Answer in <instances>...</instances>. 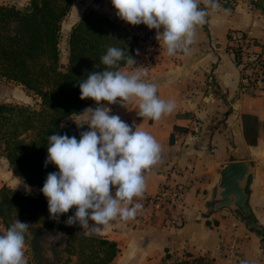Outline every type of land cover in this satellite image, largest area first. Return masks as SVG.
<instances>
[{
  "label": "crops",
  "instance_id": "crops-1",
  "mask_svg": "<svg viewBox=\"0 0 264 264\" xmlns=\"http://www.w3.org/2000/svg\"><path fill=\"white\" fill-rule=\"evenodd\" d=\"M219 3L218 10L208 7L206 23L197 26L189 50L172 56L167 54L162 41L159 43L156 39V29L144 24L131 25L120 19L111 0L98 3L100 11L138 36L135 64H127L122 71H146L144 79L157 85L158 96L175 103L172 113L153 121L138 116V100H130L125 105L100 102L110 109V115H118L134 130L150 133L161 145L158 163L144 173V196L134 198L133 202L139 203L157 193L163 179L170 186L185 189L179 221L174 225L165 214L157 213L145 223L136 217L128 221L116 218L91 234L117 243L119 252L111 264H160L167 252L170 254L167 261L189 253L212 256L216 264L245 261L264 264V243L247 229L241 214L234 208L212 209L217 200L220 168L230 161H247L253 168L246 185L247 205L264 231V92L238 91L239 71L227 50L230 34L239 31L252 35L257 49L264 55V9L257 5L258 0H231L230 5ZM0 4L21 7L27 0H0ZM200 4L203 8L204 0ZM66 52L61 55V65L66 64ZM5 83L0 82L1 88L6 89H0V94H4L0 102L38 105L39 99L32 92L17 83L8 90V82ZM97 106L96 102L91 103L68 119L73 123H87L89 117L82 113L86 108ZM0 176V187L6 185L26 194L34 192L32 186L13 174L3 157H0ZM114 192L115 188L113 195ZM93 223L89 221L90 226ZM81 229L86 231L82 226ZM0 230L4 234L1 224ZM50 233L65 239L62 233ZM144 236L148 241L142 245Z\"/></svg>",
  "mask_w": 264,
  "mask_h": 264
},
{
  "label": "trees",
  "instance_id": "trees-1",
  "mask_svg": "<svg viewBox=\"0 0 264 264\" xmlns=\"http://www.w3.org/2000/svg\"><path fill=\"white\" fill-rule=\"evenodd\" d=\"M73 1L27 0L22 7L0 4V82L20 84L39 99L38 107L0 102V157L7 160L16 177L34 188L32 194H26L2 185L0 222L5 231L17 219L29 223L25 240L37 260L43 235L57 231L66 238L60 253H55L57 264H111L119 252L117 243L85 235L78 223L67 225L75 206L59 219L50 218L47 198L40 191L47 174L58 172L54 164L45 165L47 137L67 134L79 140L80 133L89 130L86 123H78L85 124L78 127L68 119L95 102L80 98L79 83L89 73L104 70L101 57L109 47L126 49L125 58L137 56L138 36L100 11L97 3L71 27L67 62L62 67L61 25ZM257 5L264 9V0ZM119 63L120 70L127 65L126 59ZM169 257L167 252L160 264H216L212 256L187 253L167 261Z\"/></svg>",
  "mask_w": 264,
  "mask_h": 264
},
{
  "label": "clouds",
  "instance_id": "clouds-1",
  "mask_svg": "<svg viewBox=\"0 0 264 264\" xmlns=\"http://www.w3.org/2000/svg\"><path fill=\"white\" fill-rule=\"evenodd\" d=\"M111 3L120 19L156 29V39L162 41L169 56L186 53L194 42L197 26L206 23L208 7L214 11L221 7L219 0H204L203 8L200 0H111ZM126 51L109 47L101 57L104 70L89 73L79 83L80 98H91L98 105L82 113L89 117L86 125L90 130L81 132L79 140L67 134L47 137L45 165L52 163L58 168V172L47 174L40 189L47 198L50 218L59 219L75 206V213L65 223L69 226L78 223L86 230L85 235L99 232L116 218L123 221L135 218L143 206L134 203V198H143L144 173L158 163L161 153L155 137L134 130L118 115H110V109L100 102L125 105L138 100V116L153 121L175 108L174 101L158 96L156 84L144 79L146 71L120 70L122 60L135 64L129 54L125 58ZM89 221L94 223L90 226ZM28 227L29 223L17 219L0 234V264H27L24 249Z\"/></svg>",
  "mask_w": 264,
  "mask_h": 264
},
{
  "label": "built area",
  "instance_id": "built-area-1",
  "mask_svg": "<svg viewBox=\"0 0 264 264\" xmlns=\"http://www.w3.org/2000/svg\"><path fill=\"white\" fill-rule=\"evenodd\" d=\"M219 2L231 4V0H219ZM227 50L233 55L235 66L239 71L238 91L256 90L263 93L264 55L257 49V43L252 35L233 31L229 36ZM184 192L183 187L170 186L163 179L157 193L139 202L143 207L137 212L136 219L145 223L157 213H163L171 224H176L179 221Z\"/></svg>",
  "mask_w": 264,
  "mask_h": 264
},
{
  "label": "water",
  "instance_id": "water-1",
  "mask_svg": "<svg viewBox=\"0 0 264 264\" xmlns=\"http://www.w3.org/2000/svg\"><path fill=\"white\" fill-rule=\"evenodd\" d=\"M252 170L251 164L247 161L225 163L219 170L217 200L212 204V209L217 211L221 208H234L245 219L247 229L253 231L262 240L263 228L255 222L254 215L247 205L246 185ZM142 240V245H145L148 237L144 236Z\"/></svg>",
  "mask_w": 264,
  "mask_h": 264
},
{
  "label": "rangeland",
  "instance_id": "rangeland-1",
  "mask_svg": "<svg viewBox=\"0 0 264 264\" xmlns=\"http://www.w3.org/2000/svg\"><path fill=\"white\" fill-rule=\"evenodd\" d=\"M87 2H89V0H74L72 3V6H71L70 12L63 19V25H62L63 27L61 30L62 36H61L60 44H59L61 55H65V50L67 51V49H68L67 37H68L69 29L71 28L69 26H71L72 23L73 24L76 23L82 17L81 16L82 14L86 13L92 7H95L97 3H100V0H92L90 5H88V8L83 13L84 7L87 5ZM67 54H68V52H66V55ZM61 62H63V61H61ZM66 62H67V60H66ZM64 66L65 65H62V67H64ZM14 86H15L14 83L8 82L7 89L10 90ZM0 89H2L1 86H0ZM2 90L6 91V89H2ZM3 95L0 94V96H3ZM35 103L36 102H29L27 104L26 103H17V104L31 105V106L38 107L39 102H38L37 106ZM1 181H2V179L0 176V184H1ZM0 224H1V222H0ZM0 234H3L1 230H0ZM65 240H66V238L63 239L62 236L59 234H54V233L51 234L50 232H46L43 235V238L41 239V241L39 243V245L42 247L43 250H42L41 258L38 260L33 257L34 252L30 248V242H28V240H25L24 251H25V259L27 261V264H46V263L47 264H57V258L55 256V253H58V252L60 253V250L64 246ZM61 256H62V254H61Z\"/></svg>",
  "mask_w": 264,
  "mask_h": 264
}]
</instances>
